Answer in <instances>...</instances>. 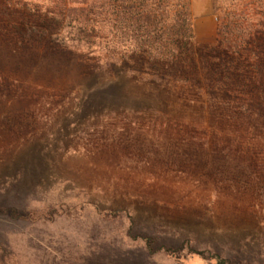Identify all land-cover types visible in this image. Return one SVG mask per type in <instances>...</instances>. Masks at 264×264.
<instances>
[{
  "label": "rangeland",
  "instance_id": "obj_1",
  "mask_svg": "<svg viewBox=\"0 0 264 264\" xmlns=\"http://www.w3.org/2000/svg\"><path fill=\"white\" fill-rule=\"evenodd\" d=\"M184 21L264 83V0H0V264H264V121L135 69Z\"/></svg>",
  "mask_w": 264,
  "mask_h": 264
},
{
  "label": "trees",
  "instance_id": "obj_2",
  "mask_svg": "<svg viewBox=\"0 0 264 264\" xmlns=\"http://www.w3.org/2000/svg\"><path fill=\"white\" fill-rule=\"evenodd\" d=\"M28 31L40 33L35 28ZM169 31L165 39L134 41V58L139 59L135 69L151 67L154 72L148 81L160 85L167 94L171 90L162 86L166 83L179 84L180 95L202 98L205 94L210 111L224 121H264V83L262 87L249 84L257 76H249V72L245 77L241 75L232 64L229 46L221 51L210 48L207 53L196 52L189 22L175 24ZM259 75L258 82H264V71Z\"/></svg>",
  "mask_w": 264,
  "mask_h": 264
}]
</instances>
